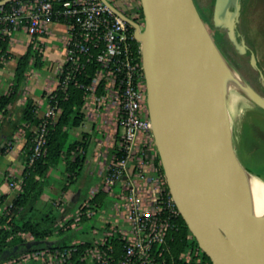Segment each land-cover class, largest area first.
<instances>
[{
    "label": "built area",
    "instance_id": "obj_1",
    "mask_svg": "<svg viewBox=\"0 0 264 264\" xmlns=\"http://www.w3.org/2000/svg\"><path fill=\"white\" fill-rule=\"evenodd\" d=\"M123 6L131 7V2L125 0ZM134 6L137 9L138 2ZM49 25H62L65 33V60L58 67L55 89L66 91L85 65L94 62L98 65L85 100L91 99L103 109L101 127L112 138L101 188L117 199L111 205L114 213L109 214L114 222L102 218L105 225L91 227L66 249L28 251L5 264L18 260L72 264L73 255L85 245L78 259L80 264H206L200 258L199 247L174 255L168 242L169 232L179 229L180 213L169 193L160 162L157 163L146 106L141 46L134 38L133 29L100 0H14L7 8H0V38L23 31L35 51L40 52ZM60 114L57 101L49 100L33 131L27 167L45 157L49 131ZM10 177L9 189L17 194L22 180L11 174ZM115 187L121 189L120 194L112 193ZM98 192V187L91 190L74 214L62 212L56 226L65 232L76 231L82 218L93 219L98 207L91 201ZM22 236L27 242L33 239Z\"/></svg>",
    "mask_w": 264,
    "mask_h": 264
},
{
    "label": "water",
    "instance_id": "obj_2",
    "mask_svg": "<svg viewBox=\"0 0 264 264\" xmlns=\"http://www.w3.org/2000/svg\"><path fill=\"white\" fill-rule=\"evenodd\" d=\"M13 1L0 0V8ZM100 1L140 43L154 145L169 193L198 247L212 264H264V212L253 209L250 182L255 177L226 144V94L236 91L263 112L264 96L227 60L193 0H140L142 23ZM239 10L240 0H215L213 27L225 25ZM235 29L232 23L229 34ZM39 245L27 242L25 250Z\"/></svg>",
    "mask_w": 264,
    "mask_h": 264
},
{
    "label": "rangeland",
    "instance_id": "obj_3",
    "mask_svg": "<svg viewBox=\"0 0 264 264\" xmlns=\"http://www.w3.org/2000/svg\"><path fill=\"white\" fill-rule=\"evenodd\" d=\"M113 5H115L120 10L124 11L126 15L130 17H136L138 10L135 8V3L140 2V0H126L131 2V7L125 8L123 6V1L125 0H108ZM197 6H199L200 15L202 17V20L204 21L206 27L208 28L210 34L212 35L213 39L217 43L218 46H222L223 48H226L223 51L224 55L226 56L227 60L232 64V66L240 73V75L261 95L264 96V0H245L243 3L242 13L238 14L237 17H233L231 14L226 19L225 25L214 28L213 27V10L215 7V0H194ZM232 11V8L230 9ZM212 17V18H211ZM143 21L141 19L138 20V23H142ZM237 24L240 28L239 32H236L235 35L229 34V26L231 24ZM13 36H17L16 39H20L23 37V34H19V32H16L13 34ZM15 38V37H14ZM241 41H243V44L245 45L246 50L245 52L242 51L241 47ZM58 51L61 52V54L64 53L63 48L60 44H58ZM8 48L9 57H3L2 60L5 61H18L21 57L24 55L15 51L16 49ZM236 51V53L234 52ZM249 50L253 51L256 57V60L258 62V67L263 73V77L258 73V71L255 69V67L251 63V56ZM60 56V55H59ZM65 58V55L60 56V58ZM42 58V55H41ZM39 60V64L36 65H30L29 70L27 73V78L25 81L26 90H29L28 93H33L31 95L37 96V97H47L55 90L57 85V70L59 65L62 63L58 62H51L47 60L46 58ZM64 58L62 60H64ZM9 68L12 66H8ZM12 70L4 71L2 74H0V82L3 83L0 85V98L3 96H7L13 87V75ZM235 92L238 96L242 97L238 92ZM243 98V97H242ZM244 99V98H243ZM247 101V100H246ZM248 102V101H247ZM251 104L250 102H248ZM252 105V104H251ZM253 107L257 108L256 106L252 105ZM3 109L0 110V113ZM259 110V109H258ZM103 109L99 108L97 105H95L94 101L91 99L85 100L84 108H83V114L84 119L82 124L79 126V128L72 130L69 136V144H73L76 142H80V140L85 139V136L87 137L88 142V149L86 154V161L81 169L79 177L72 181L70 184V190H75L78 186H83V184H86V190L84 194L90 187H98V195H97V202L100 203V207L97 211L96 217L91 219L89 222L93 223L94 226L92 227H100L105 225L104 222H101V217H106L107 219H111L112 222H114V219L109 217V214L112 215L114 212L111 210V205L113 202L117 201L115 197H112L111 194L106 193L102 191V186L100 184L101 178L98 175V169L97 164H93L91 161L93 159L94 154V147H98V156L94 155V157H98L99 161L103 163L106 159V155L108 156L110 154V137H107L106 134L103 132V129L101 127V117L103 114ZM256 116L261 115L260 113H257L256 111L253 112ZM35 129V128H34ZM33 129V130H34ZM75 131V132H74ZM78 132V133H76ZM77 134V135H76ZM110 135H112V132H110ZM18 141L19 139H23V132L19 131L17 133ZM18 141L14 140V142L7 148V152H10L13 150L15 146L18 145ZM236 141L238 143V146L242 152V157L251 164V175L254 176L256 179H258L260 182L264 184V132L260 131L259 129L251 126L250 128H247V130L241 131L237 134ZM99 145V146H98ZM26 152L27 150L22 149L19 154H17V164L21 166L23 163L25 164L26 159ZM21 157V159H20ZM61 167L57 170H51L50 174L47 178V186L50 192V197L53 199L58 198L60 190L62 191L63 188L67 186V180H65L66 173H67V162L64 159V156L61 159ZM104 164V163H103ZM1 170V168H0ZM93 172V174H90ZM62 173V174H61ZM10 171L1 170L0 172V185H3L9 190L10 195L12 199L15 197L16 192L9 189V183L11 180L10 177ZM13 174V172H12ZM11 174V175H12ZM104 174V171H103ZM16 178V176L12 175ZM84 184V185H85ZM69 187V186H67ZM112 193L114 194H120L121 189L118 187H115L112 189ZM88 195V194H87ZM6 197V195H2L0 193V216H2L5 212L6 207L10 204L12 201H4L3 198ZM87 196H84L83 198H86ZM54 201V200H53ZM59 202V201H58ZM54 213L56 212L55 209L58 207L57 202H54ZM57 204V205H56ZM63 204V201L61 202ZM56 207V208H55ZM44 206L39 205L38 210L40 213L46 212L44 210ZM69 214V212H68ZM101 220V221H100ZM215 222L216 220L213 219ZM117 221V220H115ZM73 231H69L71 234ZM62 233V232H61ZM60 232L56 235H60ZM65 233V231H63ZM21 238H23L22 234L19 235ZM59 237V236H58ZM57 237V238H58ZM76 238H80L78 235ZM24 239V238H23ZM18 240V239H17ZM16 240V241H17ZM50 241V239H49ZM27 243V241L25 240ZM22 254V253H21ZM20 254V255H21ZM204 254L207 256L204 252L201 250L200 258L206 263L212 264L211 259L207 256V258L203 257ZM18 255L17 257H13L11 259L5 260L4 262L0 264H5L9 261H13L20 257ZM14 264H36L33 262L27 263L23 262L21 260H18Z\"/></svg>",
    "mask_w": 264,
    "mask_h": 264
},
{
    "label": "trees",
    "instance_id": "obj_4",
    "mask_svg": "<svg viewBox=\"0 0 264 264\" xmlns=\"http://www.w3.org/2000/svg\"><path fill=\"white\" fill-rule=\"evenodd\" d=\"M241 1L244 3L245 0H240V2ZM243 3L240 5L243 6ZM10 4L4 6V8H7ZM137 10L138 13L136 17H134V21L138 22L139 19L143 21V14L139 1ZM242 11L243 9L241 8L239 13L241 14ZM235 30L236 32L240 31L237 24ZM8 41V37H4L3 39L0 38V59L3 57H9ZM137 45L138 44L136 43V46ZM31 48L32 46H30L26 54L18 60L14 73L12 90L6 97L3 96L0 98V110L15 103L21 96L30 66V59L32 56H35L33 55ZM219 48L221 50L223 47L219 46ZM223 49L226 50V48ZM234 52L236 53L235 50ZM34 60L37 63L39 59L35 57ZM97 69L98 65L95 62L85 65L83 71L78 74L72 82H70L66 91L62 92L55 89L48 96V99L51 100V102L53 100L57 101L58 106L61 109V114L57 123L49 131L47 153L45 157L35 162L31 167H24L20 177L22 180L21 191L15 195L10 204L6 207L4 214L0 216V263L13 257H17L21 253L28 252L25 250V240L19 236L21 234L32 236L33 239L31 242L40 243L39 246H35L29 251L46 248L66 249L71 240L78 235L80 236L81 234L86 233L92 227V225H89V219L82 218L81 226L71 237L66 238L61 242L54 243L51 247H46L44 242L48 241L56 232L58 234L59 232L63 233V231L56 226L59 220L58 215H54L51 212L40 213L37 206L47 185V178L50 170L59 165L63 156L67 162L66 171L69 175L67 180L69 182H72L73 180L76 181L80 175L81 169L85 163L88 135L85 136V139L80 140L79 143L76 142L70 145L68 142L70 132L75 128H78L83 122V108L87 88L91 85ZM101 94L102 90L100 88L97 91V95L100 96ZM3 115H5V117L2 125L8 128H6V132L2 131L4 137H0V156L5 155L7 148L14 142V134L19 129L24 128L27 150L25 164H27L28 156L30 155V148L32 146V131L40 122V119L37 118L35 114L34 102L31 99H26L24 105L20 109L18 118L15 120L8 119V113L6 110L3 111ZM157 163L159 164V158ZM86 195L87 194L84 196ZM97 195L98 193L92 199L91 203L96 205L99 209L100 203L97 202ZM178 222L179 229L177 231L172 230L168 234V242L174 255H178L190 248H198L195 239L189 232L181 216H179ZM86 247L87 245L78 248V251L73 255L72 264H80L78 259ZM15 248L21 251L16 252L15 255L7 257L4 260L2 259V256H6L7 252H12ZM202 255L204 258H207L204 254Z\"/></svg>",
    "mask_w": 264,
    "mask_h": 264
},
{
    "label": "crops",
    "instance_id": "obj_5",
    "mask_svg": "<svg viewBox=\"0 0 264 264\" xmlns=\"http://www.w3.org/2000/svg\"><path fill=\"white\" fill-rule=\"evenodd\" d=\"M19 34H21V35L23 34V37L20 38L19 40L16 39L17 36H13L12 35V36L8 37V39H9V41H8V48H12L13 47V49H16L15 51H17V52L25 55L26 52H27V50H28V48L30 46H32L31 39L23 31H20ZM64 35H65V33H64V27L62 25H49V34H47L46 36H44L42 38L43 45L41 47L40 52L35 51L33 49V47L31 48L32 49V52H33V55H35V56H32V58L30 59V63L29 64L30 65H36L37 66L39 64V60L41 58V55H42V58L41 59L46 58L47 60H49L51 62H58V61L60 63L63 62L65 60V58L63 57L64 60H62L63 58L61 59L60 56L65 55V49H64V45H63ZM58 44H60L61 47L63 48V51H64L63 54H61V52L58 51V48H59L58 47ZM35 57H37L39 59L37 63L34 60ZM8 59H10V57H8ZM17 64H18V61L16 62L14 60H11V61H8L7 60V61L4 62L2 60V58H1L0 59V74H2L5 70L6 71L12 70V73H15ZM8 66H12V67L9 68ZM13 79H14V76H13ZM0 80H1V78H0ZM1 84H3V83L0 82V85ZM1 87H2V85H1ZM26 89L27 88H26V86L24 84V87H23V90L21 92L20 98L15 103L6 106L2 110V112L0 113V137H4L3 132L4 131L6 132L7 131L6 128H8V127H4L2 125V122L4 121V117H5V115H3V111L4 110L7 111V113H8V119L9 120H15V119L18 118L19 113H20V109L24 105L26 99H31L34 102V105H35V114H36L37 118H40L41 115L43 114L44 110L46 109V106L48 104L47 97L41 98V97H37V96L31 95L33 93L32 92L31 93H28L29 90H26ZM75 129H77V128H75ZM19 131H22L23 132V139H19V141H18L17 133ZM33 131H32V134H33ZM76 133H78V132H76ZM13 137H14V140L18 141L19 143H18L17 146H15L13 148L12 151H10V152H7L6 151V154L5 155L0 156V168H1V170L3 169L5 171H10L11 174L13 172L12 175L16 176V178H20L25 166H24L23 163L21 164V166H19V164H17L16 160H17V156H18L17 154H19L22 149H24V150L26 149V142H25L26 136H25L24 128L19 129L14 134ZM87 149H88V147H87ZM98 150H99L98 147H94V154H93V159H92L91 162L93 164H97L98 175L101 178L100 184L102 186L103 185V180H104L103 170H104V164H105V161L106 160L103 162L104 163L103 164V163H101L99 161L98 157H94V155H97L98 156ZM86 154H87V150H86V153H85V157H86ZM20 159H21V157H20ZM85 161H86V158H85ZM60 167H61V163H59V165L57 167H55V168H53L51 170H54V169L57 170ZM1 170H0V172H1ZM49 174H50V172H49ZM90 174H93V172H91ZM66 176L67 177L65 178V180H67V178L69 177V175L66 173ZM69 183H72V182H69L67 180V183L66 184L69 187L66 186V188H63L62 191L60 190L59 196L56 199H53V198L50 197L51 194H50L49 189H48V187L50 185L47 186V187H45L44 193L42 195L41 200L38 203V206L39 205L44 206L45 208H44L43 211L46 210V212H51L54 215H58V217L63 216L62 215V212H65L66 214H68V212H69V215H71V214H74L75 211H77V209L79 208L80 204L82 202H84L89 197L90 191L93 190V189H95V188H97V187H90L89 186V189L86 192V194H88V195H86L87 196L86 198H83L84 195H85L84 194V192L86 190L85 188L87 187L86 184L84 183L85 185L83 184V186H78L75 190L71 191L70 190V184ZM0 193L2 195H4V196L6 195V197L3 198L4 201L7 202V201H11L12 200V197L10 195L9 190L7 191V189L5 187H3V185H0ZM62 201H63V204H61ZM54 202H57V204H58V207L57 208L55 207L56 208L55 209V211H56L55 213H54V206H55ZM102 218L104 219L105 217H101V220H102ZM89 225L94 226L93 223H90ZM74 232L75 231H73L71 234L69 232H65V233H62L60 235H56L57 233H55L49 239L53 243L61 242V241L65 240L66 238L71 237ZM76 239H78V238H74L70 242L75 241Z\"/></svg>",
    "mask_w": 264,
    "mask_h": 264
},
{
    "label": "bare ground",
    "instance_id": "obj_6",
    "mask_svg": "<svg viewBox=\"0 0 264 264\" xmlns=\"http://www.w3.org/2000/svg\"><path fill=\"white\" fill-rule=\"evenodd\" d=\"M227 123H226V144L228 150L237 157L243 168L251 173V164H249L240 152H242L236 141L237 134L247 130L251 126L264 132V112L253 107L245 99L238 96L233 90L228 89L226 94ZM256 111L263 116L255 115ZM251 195L253 200V209L256 214L264 212V184L258 179L253 178L250 182Z\"/></svg>",
    "mask_w": 264,
    "mask_h": 264
},
{
    "label": "flooded vegetation",
    "instance_id": "obj_7",
    "mask_svg": "<svg viewBox=\"0 0 264 264\" xmlns=\"http://www.w3.org/2000/svg\"><path fill=\"white\" fill-rule=\"evenodd\" d=\"M194 1V0H193ZM242 3H243V1H241L240 2V4L242 5ZM194 4H195V6H196V8H197V10H198V12H199V14H200V11H199V6H197V4L195 3V1H194ZM201 16V15H200ZM202 18V17H201ZM19 251H21V250H17V252H19ZM6 256H2V259L4 260V258H5Z\"/></svg>",
    "mask_w": 264,
    "mask_h": 264
}]
</instances>
